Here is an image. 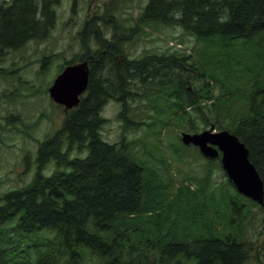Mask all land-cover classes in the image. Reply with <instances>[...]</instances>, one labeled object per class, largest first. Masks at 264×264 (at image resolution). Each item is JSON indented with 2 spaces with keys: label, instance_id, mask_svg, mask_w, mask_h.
<instances>
[{
  "label": "trees",
  "instance_id": "trees-1",
  "mask_svg": "<svg viewBox=\"0 0 264 264\" xmlns=\"http://www.w3.org/2000/svg\"><path fill=\"white\" fill-rule=\"evenodd\" d=\"M59 2L0 3V60L45 39ZM151 23L182 27L202 43L200 56L149 50L130 57L125 45L139 26ZM105 24L98 16L87 21L83 54L59 69L88 60L89 84L79 105L39 141L33 179L0 196V264H246L254 253L256 263L264 264V201L244 196L227 178L217 199L232 195L234 187L237 199L249 203L226 201L215 211L207 201L216 202L218 187L208 194L205 184L197 187L190 178L174 181L181 170L172 158L190 163L189 147L172 145V158L157 166L137 154L139 140L125 137L144 127L162 132L170 120L192 133L207 124L227 129L249 148L264 182V0H148L128 32L119 34L115 23L108 37ZM14 71L0 64V74ZM110 100L121 106L116 142L101 134ZM142 100L151 109L144 120L128 114L133 101ZM51 163L53 170L45 174ZM251 204L262 215L256 242L246 240L240 218Z\"/></svg>",
  "mask_w": 264,
  "mask_h": 264
},
{
  "label": "rangeland",
  "instance_id": "rangeland-1",
  "mask_svg": "<svg viewBox=\"0 0 264 264\" xmlns=\"http://www.w3.org/2000/svg\"><path fill=\"white\" fill-rule=\"evenodd\" d=\"M147 1L61 0L55 8L56 24L45 39L31 40L19 49L8 51L0 60V64L6 69L15 70L13 74H5L6 77L0 74V196L10 189L24 186L33 179L36 173L35 159L39 141L55 133L64 120L66 115L64 106L56 104L50 98L48 89L59 73L61 65L66 61L79 59L83 54L81 33L86 22L94 16H98L101 23L105 24L106 21L108 37L112 36L115 23L119 25V34L123 31L128 32L136 26ZM108 13H113L115 19L109 21V17L106 16ZM91 34L92 32L89 37ZM131 38L132 41L125 45V51L132 58L141 57L149 50L166 53L181 50L199 57L202 46L195 36L179 25L151 23L139 26ZM215 46L224 49L220 44ZM92 47L95 48L94 43ZM46 56H49V59L44 63ZM238 75L241 76V73ZM234 81L236 78H232V85L235 86ZM244 81L246 80L243 78L239 79L237 84ZM144 102L133 101L128 114L131 116L135 112L137 118L144 120L151 111ZM120 110L121 106L115 100L108 101L103 108L102 115L106 122L101 134L107 141L116 142L121 138L123 122L119 117ZM162 119L166 121L167 117ZM209 121L212 122V119ZM172 122L173 120H170L162 132H159L157 127L149 129L144 127L125 132V137L128 141L139 140L134 145L139 156L150 157L155 165L163 166L167 157L172 158L171 146L182 144L179 136L186 131L177 129L171 125ZM210 128L211 124L203 125V130ZM187 147L189 149L186 150V154L190 163L178 162L172 158V163L175 162L174 168L181 170V173H175V183L180 184L181 180L190 178L197 187L205 184L208 194H212L213 187L225 186L228 176L223 167L220 169L219 160L212 159V163H209L197 148ZM80 154L82 153H75L74 156ZM53 167V163L49 164L44 173H50ZM220 189L215 191L216 202L210 199L207 201L215 211L221 205H225L226 201L249 203L237 199L240 196L236 194L234 187L232 195H225L219 200L217 198L220 197ZM261 217L259 208L252 204L241 211L240 218L246 229V240L252 239L254 242L260 240ZM246 264H257L255 253Z\"/></svg>",
  "mask_w": 264,
  "mask_h": 264
},
{
  "label": "water",
  "instance_id": "water-1",
  "mask_svg": "<svg viewBox=\"0 0 264 264\" xmlns=\"http://www.w3.org/2000/svg\"><path fill=\"white\" fill-rule=\"evenodd\" d=\"M88 61L67 65L49 87L54 102L63 105L65 111L75 108L89 84ZM185 145L197 146L207 158L220 156L223 169L238 192L259 202L264 201V182L255 164L250 160V150L240 138L228 131H216L214 126L199 133L183 132Z\"/></svg>",
  "mask_w": 264,
  "mask_h": 264
},
{
  "label": "flooded vegetation",
  "instance_id": "flooded-vegetation-1",
  "mask_svg": "<svg viewBox=\"0 0 264 264\" xmlns=\"http://www.w3.org/2000/svg\"><path fill=\"white\" fill-rule=\"evenodd\" d=\"M11 0H2L0 3H9Z\"/></svg>",
  "mask_w": 264,
  "mask_h": 264
}]
</instances>
